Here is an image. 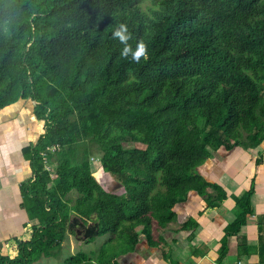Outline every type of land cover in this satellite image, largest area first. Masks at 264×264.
I'll return each instance as SVG.
<instances>
[{"label":"trees","instance_id":"16d2710c","mask_svg":"<svg viewBox=\"0 0 264 264\" xmlns=\"http://www.w3.org/2000/svg\"><path fill=\"white\" fill-rule=\"evenodd\" d=\"M119 24L132 52L145 43L147 60L121 56ZM20 100L33 102L47 133L27 149L31 237L14 257L0 252V264L55 256L74 218L109 238L94 258L78 253L65 264H121L141 234L161 245L155 229L177 221L174 207L190 192L221 204L225 193L210 195L198 170L212 151L264 142V0H0V112ZM112 175L132 186L108 190ZM244 196L229 235L245 223Z\"/></svg>","mask_w":264,"mask_h":264},{"label":"crops","instance_id":"0c3cea01","mask_svg":"<svg viewBox=\"0 0 264 264\" xmlns=\"http://www.w3.org/2000/svg\"><path fill=\"white\" fill-rule=\"evenodd\" d=\"M11 105L0 112L2 254L6 244L10 251L18 250L17 241L31 237L34 222L22 207L21 188L34 179L27 149L36 145L43 128L32 101ZM198 170L214 185L208 189L210 195L225 193L221 204L208 206L204 197L190 192L174 207L177 221L157 231L161 245L150 246L141 234L136 250L120 257L121 264H264V142L247 149L219 148ZM247 193L245 223L229 235L227 228L237 219Z\"/></svg>","mask_w":264,"mask_h":264},{"label":"rangeland","instance_id":"374dc122","mask_svg":"<svg viewBox=\"0 0 264 264\" xmlns=\"http://www.w3.org/2000/svg\"><path fill=\"white\" fill-rule=\"evenodd\" d=\"M10 105L9 107H11ZM8 107V106H7ZM44 125V123H42ZM43 127V126H42ZM203 129H208L207 124L205 121L202 122ZM43 130V128H42ZM42 134H40L41 136ZM46 143L50 142V138L47 137L45 139ZM132 146V145H131ZM57 145H50L48 150L51 152H54L55 150H58ZM240 148H245L241 147ZM247 149V148H245ZM89 156H90V162L93 164L95 174L99 181H103V179L106 177L105 174H102L99 169L98 161L102 156V153L100 152L99 148L97 146L91 145L89 147ZM46 169L50 170L52 176H55L56 167L52 165L46 164ZM105 172V171H104ZM103 175V176H102ZM108 178V179H107ZM105 180V186L108 190L124 194L126 193V187L132 186L130 183L129 177H126L125 175H112L107 177ZM128 195V193L126 194ZM71 197L75 199L77 197V193L73 192L71 194ZM157 225H154V228ZM70 227L73 228L75 233H68L63 244L62 248L56 252L55 256L52 257H42L38 262L34 264H65V261L67 258H69L72 255H76L78 253H85L91 258L95 257V254L99 251L101 246L106 242L109 238V234L98 236L96 234L97 232V225L95 224H89L88 226H83L80 224V222L77 219H73ZM104 227L101 226L100 230H103ZM142 228H138L137 232L140 233ZM157 231L160 232L161 230L155 229V236L158 235ZM163 232V231H162ZM95 237V239H92ZM157 238V236H156ZM26 240L25 238H23ZM6 251L3 252V254L7 253L6 255H10L12 257L16 256L18 253V250L13 249L10 251V247L8 244H6ZM165 251L168 249L164 248ZM168 253V252H167Z\"/></svg>","mask_w":264,"mask_h":264},{"label":"clouds","instance_id":"9594fccd","mask_svg":"<svg viewBox=\"0 0 264 264\" xmlns=\"http://www.w3.org/2000/svg\"><path fill=\"white\" fill-rule=\"evenodd\" d=\"M112 38L114 40L118 39L119 42L124 45L121 56L127 59L129 52H132L131 46L128 44V41L131 39V34L129 33L127 26L125 24H119L113 31ZM141 57L145 60L148 59V50L142 40L137 43L135 51L132 52L131 59L133 62L139 63Z\"/></svg>","mask_w":264,"mask_h":264},{"label":"built area","instance_id":"2783aa9c","mask_svg":"<svg viewBox=\"0 0 264 264\" xmlns=\"http://www.w3.org/2000/svg\"><path fill=\"white\" fill-rule=\"evenodd\" d=\"M37 104V103H36ZM44 123V122H43ZM47 133V130H46V126H45V123L43 125V130L41 132L42 135L46 134ZM45 155V154H44Z\"/></svg>","mask_w":264,"mask_h":264}]
</instances>
